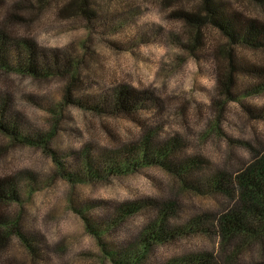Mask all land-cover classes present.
I'll return each mask as SVG.
<instances>
[{"label": "rangeland", "instance_id": "374dc122", "mask_svg": "<svg viewBox=\"0 0 264 264\" xmlns=\"http://www.w3.org/2000/svg\"><path fill=\"white\" fill-rule=\"evenodd\" d=\"M226 1L264 19L253 0ZM68 2L0 0V31L32 41L49 62L61 55L60 74L53 64L39 78L12 63L0 72L1 96L12 106L4 123L30 141L0 132V180L18 197L0 205L10 235L1 261L31 264L30 244L40 249L38 264H183L205 254L228 263L236 246L213 229L228 201L203 180L235 174L264 154V120L248 112L264 107V88L252 91L258 82L240 77L242 93L218 97L226 40L210 24L197 29L176 16L204 19L201 0H97L93 21L61 14ZM232 50L264 66V51ZM120 86L146 93L135 119L160 143L176 141L177 159L196 160L197 189L182 188L151 151L143 162L142 127L99 105ZM169 203L177 206L159 231ZM261 252V243L243 246L238 260L254 262Z\"/></svg>", "mask_w": 264, "mask_h": 264}, {"label": "trees", "instance_id": "16d2710c", "mask_svg": "<svg viewBox=\"0 0 264 264\" xmlns=\"http://www.w3.org/2000/svg\"><path fill=\"white\" fill-rule=\"evenodd\" d=\"M94 1L97 0H70L61 8V14L66 16L79 15L87 21H93L96 17V10L92 5ZM253 1L264 11V0ZM201 4L205 13L204 19L197 14L184 12L176 16L183 22L197 27V29L202 25L210 24L226 40L228 46L223 47L222 53L224 57H227L228 62L219 75L218 97L229 100L233 99V96L238 92L242 93L243 89H239L240 77L257 81L259 85H254L251 89L255 92L257 90L262 91L264 88V66L249 64L233 54L232 48L264 51V19L246 17L234 10L226 0H201ZM15 17L20 19L18 16ZM17 41L19 42H16L5 31H0V72H8L12 63L17 72L32 78H39L43 73L49 74L53 64L55 68L57 66V73L60 74L59 56L61 55L54 54L53 59L49 62L47 55L32 41L28 39ZM12 50L14 55L11 54ZM68 72L74 77L77 69L73 67L68 69ZM145 102L146 93L120 86L112 92L109 98L99 102V105L102 104L114 116L127 117L142 127L144 131L143 155L141 157L143 162L149 161L147 151H151L152 160L174 173L180 180L182 188L192 187L191 184L193 183L192 185L197 189L200 183L193 178L197 174L195 170H198L196 160L177 159L180 146L176 141L174 143L173 141L165 144L160 143L157 138L158 134L154 131L150 132L146 121L143 123L135 119L141 109L143 110ZM154 103L158 104L156 101ZM11 107L9 99L3 100L0 93V132L7 134L13 142L30 143L29 139L20 137L15 128L4 123L7 116L11 114ZM220 107L222 108V106ZM248 112L252 118L264 120V107L249 108ZM203 183V185L211 188V191L224 196L228 201L222 210L214 216L213 229L216 234L221 236L223 244L234 245L236 249L230 255L228 263L220 262L213 255L205 254L188 259L189 261L185 260L183 264H241L238 260V253L243 246L250 247L261 243V248L264 251V243L262 245L264 241V154L259 155L252 164L245 166L235 174L217 171L211 174L209 178H204ZM234 200L235 205L229 207L230 202ZM16 201H18V197L12 184H6L0 180V205L11 204ZM175 204L169 203L166 208L161 207L159 231L164 230V220L170 212H173V208L177 206ZM200 221L199 219L198 223H201ZM4 224L3 217L0 216V256L10 236L8 232L4 233L1 230ZM153 237L157 239L160 238V235L156 234ZM23 238L25 237L23 236ZM27 245L31 253V264H38V260H43L39 253L40 249L32 247L30 244ZM0 264H4L1 258ZM246 264H264V252H261L259 259Z\"/></svg>", "mask_w": 264, "mask_h": 264}]
</instances>
